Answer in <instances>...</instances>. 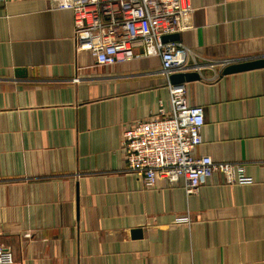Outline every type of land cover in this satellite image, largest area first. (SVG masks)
<instances>
[{"label": "crops", "instance_id": "obj_1", "mask_svg": "<svg viewBox=\"0 0 264 264\" xmlns=\"http://www.w3.org/2000/svg\"><path fill=\"white\" fill-rule=\"evenodd\" d=\"M191 5L178 42L197 61L264 58V0ZM160 68L155 57L99 66L63 0L0 4V247L14 264H264V68L186 82L204 110L196 155L254 181L217 172L190 196L124 168V131L160 101L171 110Z\"/></svg>", "mask_w": 264, "mask_h": 264}, {"label": "built area", "instance_id": "obj_2", "mask_svg": "<svg viewBox=\"0 0 264 264\" xmlns=\"http://www.w3.org/2000/svg\"><path fill=\"white\" fill-rule=\"evenodd\" d=\"M74 17V35L79 51L89 52L99 66H115L142 59L159 58L160 75L206 69L222 70L233 62L197 61V56L178 41L163 42L180 34L193 12L191 0H63ZM7 0H0L6 4ZM138 50H141L138 52ZM171 110L159 102L156 114L132 124L123 133L125 171L139 178L146 189L159 179L183 186L188 196L214 174L221 173L231 185H247L241 165L216 163L210 156H197L203 144L204 110L191 106L184 85L168 83ZM215 161V162H214ZM177 223H190L188 216ZM13 254L0 247V264H14Z\"/></svg>", "mask_w": 264, "mask_h": 264}, {"label": "water", "instance_id": "obj_3", "mask_svg": "<svg viewBox=\"0 0 264 264\" xmlns=\"http://www.w3.org/2000/svg\"><path fill=\"white\" fill-rule=\"evenodd\" d=\"M163 42L179 41V34L168 35L162 38ZM264 68V58L250 61L231 63L222 69V75H230L255 69ZM172 85H184L190 82L199 81L201 76L196 72L174 74L169 78Z\"/></svg>", "mask_w": 264, "mask_h": 264}]
</instances>
